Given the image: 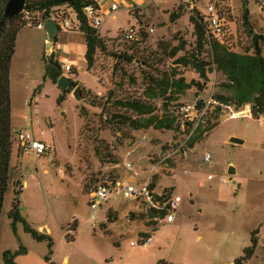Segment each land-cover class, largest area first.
Returning a JSON list of instances; mask_svg holds the SVG:
<instances>
[{
	"label": "rangeland",
	"instance_id": "374dc122",
	"mask_svg": "<svg viewBox=\"0 0 264 264\" xmlns=\"http://www.w3.org/2000/svg\"><path fill=\"white\" fill-rule=\"evenodd\" d=\"M207 1L154 0L149 12L135 15L142 30L140 39L133 43H123L118 37L122 30L136 25V18L125 10L110 15L100 26L104 48L95 51L91 69L87 71L79 52L71 68L77 74H66L81 88L82 95L89 93L88 101L70 94L58 103L61 90L44 80V60L49 57L47 42L43 43L45 31L25 26L20 15L16 23L23 26L16 37L9 75L12 156L0 213V264L5 251L16 253L19 248L25 253L16 254V264H32L33 255L42 258L48 254L46 240H34L20 223L13 226L9 218L19 185V213L40 234L45 233L39 228H49L55 264H232L250 246L252 236L257 238V246L247 264H264V116L257 120L231 117L244 107L215 106L204 115L192 116L195 125L186 136L151 128L134 131L112 118L127 112L117 108L116 101L132 99L150 103L154 114L161 115L163 102L147 98L148 87H154L151 79L182 78L186 83H201L202 91L191 87L177 101L168 103V112L182 122L185 107L203 103L219 92L220 74L209 73L204 82L190 64H177L194 49L188 18L193 12L207 14ZM219 1L227 14L224 41L234 52L249 49L252 53V34L264 36L262 1ZM243 9L248 11L247 26L243 24ZM171 14L177 21L170 19ZM150 28L153 33H147ZM57 38L53 58L63 66L70 61L71 50L82 47L84 39L79 33H58ZM181 43L182 51L171 57V51ZM257 46L264 55L262 39ZM203 117L208 122L199 123ZM216 123L207 137L203 134L193 146V154L165 162V171L153 178L154 187L158 185L156 192L181 198L171 223L161 222L152 230L146 224L147 206L122 196L91 211L90 190L99 182L126 179L130 175L123 167L126 162L138 172L133 183H141L151 159H158L170 144L191 137L197 125L202 132ZM20 132H29L51 150L39 156L19 151ZM141 137L145 141L139 144ZM232 138L242 143H231ZM205 154L210 156L208 164L203 162ZM230 167L234 169V185L228 182ZM143 234L152 242L141 245Z\"/></svg>",
	"mask_w": 264,
	"mask_h": 264
},
{
	"label": "trees",
	"instance_id": "16d2710c",
	"mask_svg": "<svg viewBox=\"0 0 264 264\" xmlns=\"http://www.w3.org/2000/svg\"><path fill=\"white\" fill-rule=\"evenodd\" d=\"M9 0H0V213L3 206L4 195L8 187L10 178V161L12 156V129L10 125L11 105H10V65L15 52V42L18 32L22 29L23 24L16 22L20 18V14L12 18H4L3 11L6 3ZM264 2V0H261ZM67 5L72 8L81 20V33L85 40L86 51L84 55L87 71L93 65V57L95 51L104 48V41L99 37L97 31L92 27L90 21L82 16L81 11L88 5H93L97 8L93 0H25L23 11L40 12L46 16L49 10L57 7ZM170 19H177L174 14L170 15ZM242 19L244 26H247L248 11L243 9ZM203 18L200 13L193 12L189 16V23L193 28L194 49L187 56L180 57L177 64H190L192 69L198 74L199 79L207 81V74L215 72L221 75L223 81L219 84V92L213 97L214 100L224 106H234L240 108L249 105L251 118L259 119L264 116V55L261 49L253 48V52L249 53V49L245 52L238 53L230 50L228 47L220 45L219 43L207 39L205 29L202 24ZM252 34V33H251ZM254 34H252V37ZM259 36V35H258ZM261 37V36H260ZM264 43V36L261 37ZM57 42V38L55 43ZM184 44L181 43L177 48L171 51V57H174L177 52L182 51ZM252 49V47H250ZM203 52V56L200 53ZM202 56V57H201ZM206 58L208 60L206 61ZM70 74L76 75L75 69L70 71ZM61 76V66L54 60L53 54L44 60V80H49L56 85L57 80ZM153 88L148 87V99H160L164 106V112L161 115L154 114V110L150 103L132 100L116 101L115 105L120 110L127 111L125 114H114L113 119H117L122 125L128 126L134 131L146 130L151 128L155 131H169L188 135L190 130L194 127V123L180 120L178 115L169 113L167 110L168 103L175 102L179 96L191 87H196L198 91H202L201 83L190 81L186 83L184 79H164L155 81L151 79ZM157 90L155 93L154 91ZM72 89L61 91L58 98V103L64 101L66 95H69ZM111 94V93H110ZM168 94V96H166ZM86 101L90 99L89 93H83ZM95 101H91V106H94ZM203 104L198 102L197 109H201ZM175 108V107H174ZM219 108V107H218ZM216 108L215 110H219ZM132 113V115H128ZM80 115L82 116L81 112ZM134 116V117H133ZM83 118V117H82ZM205 122L207 118L203 117ZM202 119L199 123H202ZM208 125L204 131L201 132L200 125L194 129V134L189 138L186 146L193 148V146L201 139L202 135L208 133L217 125ZM154 187L153 185L151 186ZM16 189V188H15ZM22 186L19 185L15 190V198L9 213V218L12 220V225L20 223L23 230L28 233L34 240L41 242L47 241L48 254L44 260L48 264L51 262L52 242L47 235L40 234L32 229L29 224L21 217L19 213V195L21 194ZM168 193V192H167ZM149 217H154V214L149 213ZM132 218V215L129 216ZM149 227V224H147ZM156 231V229H153ZM76 231V224L70 227V232ZM147 237L143 234L140 238ZM141 245H144L141 243ZM257 246V238L252 236L250 246L243 250V255L233 261V264H246ZM24 254L25 250L19 248L16 253L5 251L2 255V264H15L14 260L16 254ZM159 262L158 264H161Z\"/></svg>",
	"mask_w": 264,
	"mask_h": 264
},
{
	"label": "built area",
	"instance_id": "2783aa9c",
	"mask_svg": "<svg viewBox=\"0 0 264 264\" xmlns=\"http://www.w3.org/2000/svg\"><path fill=\"white\" fill-rule=\"evenodd\" d=\"M262 6H264L263 1ZM118 8L119 7L116 4H112L110 6V12H116ZM223 10L224 9L222 8V4L219 0H208L206 3L207 14L204 15L200 13V16L203 18L202 24L204 26L207 39H211L230 49L232 47H229L227 41H224L227 31V14L224 13ZM81 14L87 18L88 21H90L92 27L96 31H98L105 19V16L100 12L98 7L96 8L93 5L84 7ZM20 15L23 17V23L25 26L34 27L39 30H44L45 22L50 20L58 28V32L68 33L81 31V20L79 19L78 14L67 5L57 6L50 9L46 16H44L43 12H28L23 10ZM141 30L142 29L139 26H129L120 32L118 38L123 43L136 42L140 39ZM147 33H153V29H147ZM70 71L71 65L61 66V76L69 78L66 74L69 75ZM100 83L103 84L104 82L101 81ZM202 104L203 106L201 109H197V103L194 106L185 107L182 111L184 112L183 116L185 117V121L194 123L195 119L192 117L193 115H204L207 109H211L219 105L222 106L219 102L214 100L212 96ZM250 114L249 107L245 106L243 110L233 113L231 117H249ZM204 121L205 120H203V123ZM189 138L190 137H186L185 141L170 144L169 149L162 151V154L158 157V159H151L148 162V167L145 171V178L141 183H133V181L126 180H114L97 183L89 192V207L91 211L94 212L95 209L102 203H106L117 196H122L125 199L141 201L143 205L147 206L146 222L152 230L161 222L171 223L173 221V212H175L179 207L181 198L173 195V193H157L155 187L152 188L151 186L153 185V178L157 175V173L165 171V162L172 160V158L176 156L186 158L189 154L193 153V148H188L186 146ZM144 141L145 137H141L138 140V143L142 144ZM17 146L20 151L31 152L36 156L51 150V148L46 146L44 143L32 138V135L29 132L19 133L17 136ZM203 162L206 164L210 163V156L208 154L203 156ZM124 168L131 176H137V172L131 163H125ZM184 174H187V172L185 171ZM206 179L210 180L211 176L208 175ZM149 213L154 214V217L150 218ZM150 240L151 239L149 237L142 238L140 243L146 245L150 242ZM137 245L138 244L131 243L132 247Z\"/></svg>",
	"mask_w": 264,
	"mask_h": 264
},
{
	"label": "crops",
	"instance_id": "0c3cea01",
	"mask_svg": "<svg viewBox=\"0 0 264 264\" xmlns=\"http://www.w3.org/2000/svg\"><path fill=\"white\" fill-rule=\"evenodd\" d=\"M95 3H96V5H97V7H98V9L100 10V12L105 16V19H104V21L103 22H105L106 21V19L110 16V15H113V13H116L118 10H125L129 15H133L135 18H136V25H133V26H136V27H141V25H140V23H139V19L135 16V15H137V16H141V15H143V14H146L147 12H149L152 8H153V1L154 0H93ZM112 4H116L119 8H118V10L116 11V12H110V6L112 5ZM176 21H177V19H176ZM175 21V22H176ZM188 22H189V18H188ZM189 25H190V23H189ZM192 27V26H191ZM39 30V29H38ZM98 35H99V37L100 38H103V37H101V35H100V27H99V29H98ZM58 33H63V32H58ZM58 33H57V35H56V38L58 37ZM68 33H79V34H81L82 36H83V34L81 33V31L80 32H68ZM68 33H63V34H68ZM104 38H107V37H104ZM58 39V38H57ZM84 39V38H83ZM44 42H47L48 43V39H47V35H46V32H45V38L43 39V43ZM55 44V43H54ZM54 44H53V47H54ZM53 47H52V49L51 50H48L49 51V53H48V55H50L51 53L53 54V57H54V51H53ZM85 51H86V45H85V40H84V44H83V46L82 47H78V48H76V49H73V50H71V55H70V61L69 62H66L64 65H71V68H74V61L77 59V57H78V55H79V52L81 53V56L83 57V59H84V55H85ZM234 51V50H233ZM236 52V51H235ZM84 61H85V59H84ZM69 75H70V73H69ZM70 78V77H69ZM68 78V79H69ZM74 83V82H73ZM75 84V83H74ZM73 90V89H72ZM71 95H72V92L70 93ZM69 94V95H70ZM98 94V93H97ZM73 96V95H72ZM246 106V105H245ZM245 106H243L244 108H245ZM248 107H249V105H247ZM249 111H250V107H249ZM251 113V112H250ZM251 117V114H250V116H249V118ZM20 151V150H19ZM193 153H194V147H193ZM192 153V154H193ZM148 162V161H147ZM126 163H129V162H126ZM125 165V164H124ZM124 165H123V167H124ZM147 167H148V163H147ZM147 167H146V169H147ZM134 168V167H133ZM125 169V168H124ZM125 171L126 172H128L126 169H125ZM146 171V170H145ZM145 171H143L144 173V175H145ZM137 172V171H136ZM184 172L185 171H183V174H184ZM187 172V171H186ZM188 174V173H187ZM187 174H185V175H187ZM234 175V174H233ZM137 176H138V172H137ZM136 177V176H135ZM207 178V177H206ZM230 178L232 179V176H230ZM229 178V179H230ZM228 179V182L230 181ZM124 180H126V181H133L134 180V177L133 176H131V175H129L126 179H124ZM141 180V179H140ZM144 180V179H143ZM142 180V181H143ZM231 182V181H230ZM154 184V183H153ZM232 184V183H231ZM233 185V184H232ZM158 186V185H157ZM156 186V187H157ZM155 187V188H156ZM158 193V192H157ZM90 198V197H89ZM146 215V214H145ZM146 217V216H145ZM128 219H130L129 218V216H128ZM146 224H148L147 222H146ZM39 231H41L42 233H45L48 237H50V235H51V232H50V230H49V228H47V227H41V228H39ZM38 232V231H37ZM44 234V235H45ZM73 235H74V233L72 234V237H73ZM146 236L147 237H149L150 239H151V237L149 236V235H147L146 234ZM146 238V237H145ZM73 239L71 238V240L70 241H72ZM152 242V239L150 240V242L149 243H151ZM137 246H139V244L137 245ZM133 247H136V246H133ZM19 256H21V258H29V255H19ZM46 256V255H45ZM45 256H42V258H41V256L40 255H33V257H32V264H40V259L41 260H43V264H48V263H46L45 262V260H44V257ZM51 257H52V255H51ZM51 257H50V260H51V262L52 263H54L53 262V260L51 259ZM63 261H66V259H64ZM249 262V261H248ZM247 262V263H248ZM246 263V264H247ZM16 264V263H15ZM55 264V263H54ZM233 264V263H232Z\"/></svg>",
	"mask_w": 264,
	"mask_h": 264
},
{
	"label": "water",
	"instance_id": "95a60500",
	"mask_svg": "<svg viewBox=\"0 0 264 264\" xmlns=\"http://www.w3.org/2000/svg\"><path fill=\"white\" fill-rule=\"evenodd\" d=\"M24 4H25V0H9L6 3V6L4 8L3 11V17L4 18H12L15 17L17 15H19L23 8H24ZM44 31L46 32L47 35V39H48V43L46 44V47L51 50L53 47V43H55L56 41V35L58 33V28L54 25V23L50 20L46 21L44 24ZM261 39L260 36L258 35H254L252 37V45L253 48L257 49V41ZM57 87L61 90V91H66L68 89H73L72 90V95L74 98L76 99H84L83 95H82V91L81 88L78 87L77 85H75L72 81H70V79H68L65 76H61L57 82H56ZM231 143L234 144H241L242 141L236 139V138H232L230 139ZM227 174L229 176H232L234 174V169L233 168H229L227 171ZM231 181V183L234 185L235 182L230 178L229 179Z\"/></svg>",
	"mask_w": 264,
	"mask_h": 264
}]
</instances>
